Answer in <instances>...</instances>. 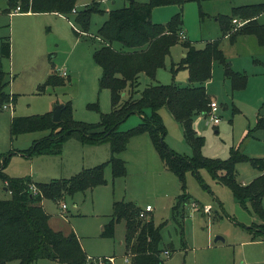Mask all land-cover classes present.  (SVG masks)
<instances>
[{
    "label": "rangeland",
    "instance_id": "obj_1",
    "mask_svg": "<svg viewBox=\"0 0 264 264\" xmlns=\"http://www.w3.org/2000/svg\"><path fill=\"white\" fill-rule=\"evenodd\" d=\"M8 1L0 0V38L11 37L15 54L10 60H2L0 54V70L9 74L11 84L7 92L16 96L17 101L0 111V155L8 158L6 174L11 178L31 177L38 183H50L69 179L109 161L113 156L110 142L88 146L75 138L66 142L61 155L24 157L18 152L28 150L49 132L24 134L13 140L11 120L53 113L56 106L69 103L73 118L79 122L97 124L102 121V114H110L111 94L100 87L102 69L95 60V52L103 45L98 30L108 19V11L129 6L130 2L96 0L104 13L93 14L89 32L78 37L72 29L76 26L74 14L69 20L55 13L14 11L11 16L5 12ZM93 1L78 0L76 10H84ZM149 1L135 0L137 3ZM259 3L264 0H188L182 6H158L152 12V21L156 24H167L180 14L183 30L198 49H204L212 40H220L231 69L248 79L244 89L234 90L225 66L214 64L206 91L213 98L212 102L219 106L217 117L220 122H213L211 108L210 115H199L194 119L196 131L204 138L202 154L210 159L227 160L233 149L254 159H264V129L257 130L259 119L264 118V47L254 36H239L234 42L224 37L222 31V17L231 16L236 7ZM260 22L264 23V15ZM233 25L231 33L234 36L242 25L234 22ZM114 46L119 48L121 44ZM183 55L182 45L173 47L165 68L159 70L153 84L188 86L190 80L186 69H180L175 75L171 71L173 64H180ZM64 70L66 76L61 74ZM53 72H57L65 83L46 86L48 76ZM139 83L136 98L152 84L144 75ZM128 98L127 92L124 100ZM161 118L167 129V145L177 153L191 157L194 151L185 140L182 124L167 107L161 110ZM142 123L141 116L132 115L118 131L126 132ZM116 157L125 161L126 176L114 179L112 169L108 167L105 185L66 196L60 202L48 199L43 202L51 228L65 236L75 233L89 257H114L115 264H128L125 260L126 222L116 223L113 236L103 233L115 216V203L132 202L142 211L151 207L152 212L142 219L152 218L155 225L162 227L164 262L161 264H264L262 219L253 213L250 203L240 204L231 189L216 181L207 170H201L199 177L187 173L183 183L163 163L149 134L132 138L127 150ZM236 170L238 181L245 185L260 174L250 162L237 164ZM5 188L0 182V200L11 198ZM183 195L189 199L175 211ZM64 204L67 209L62 208ZM205 207L211 209L206 211ZM165 250L170 256L164 255ZM35 264L58 263L45 259Z\"/></svg>",
    "mask_w": 264,
    "mask_h": 264
},
{
    "label": "trees",
    "instance_id": "obj_2",
    "mask_svg": "<svg viewBox=\"0 0 264 264\" xmlns=\"http://www.w3.org/2000/svg\"><path fill=\"white\" fill-rule=\"evenodd\" d=\"M188 0H150L149 3H130L129 6L109 12L108 19L98 30L102 47L95 52V60L102 69L101 89L111 94L112 110L102 114V121L89 124L73 118L71 104L63 108L61 122L53 121V113L31 117H13L11 120V138L30 133L48 131L42 140L35 141L28 150L18 152L24 157L36 155H61L67 141L75 138L83 145L98 146L110 142L112 158L79 174L50 183H38L31 177L11 178L6 172V155H0V182L10 193L9 200H0V264H35L39 260H50L58 264H95L90 259H104L110 264L113 257H89L75 233L65 236L53 230L50 217L44 209V200L60 202L66 196H73L103 186L107 183L105 172L112 169L113 178L127 175V166L123 159L116 157L127 150L131 139L149 134L152 143L166 167L183 183L186 175L192 172L198 175L207 170L218 182L229 187L240 204L250 203L253 213L263 221L261 224L264 239V159L251 158L233 149L227 160L210 159L202 154L204 138L194 128L196 116H208L212 99L206 91V84L212 79L213 65L218 62L225 66V73L233 82L234 90L244 89L247 77L234 72L226 61L221 41L207 43L204 49H197L191 40L181 39L183 19L175 15L167 24L152 21L155 7L167 5L182 6ZM78 0H9L5 10L12 14L20 7L23 13H56L63 16L72 14ZM104 13L94 0L84 10L77 12L74 22L75 34L79 37L90 29L92 15ZM264 3L236 7L231 16L222 17L224 37L232 41L239 36H254L264 47ZM245 24L234 36L231 33L233 21ZM121 44L120 48L115 44ZM182 45L185 55L180 64H173L171 71L175 75L180 69L189 72L190 84L186 87L175 84L154 85L159 70L165 68L166 59L176 45ZM11 39H1V58L10 59ZM152 83L147 86L139 98L141 76ZM8 74L0 70V111L7 104H15L16 96L7 92L10 85ZM65 81L53 72L46 86L56 87ZM42 92L43 90L40 89ZM129 98L124 100L125 93ZM167 107L177 122L182 124L186 142L194 151L191 157L183 156L165 142L167 129L161 118V110ZM139 115L143 123L126 132H119V126L130 116ZM264 129V118L259 119L257 130ZM11 153L10 155H13ZM250 162L259 169L261 175L252 183L244 185L236 177L237 164ZM185 187V186H184ZM183 187V188H184ZM188 196L183 195L175 211ZM115 216L106 227L104 236H113L117 222H126L125 245L131 264H161L163 260L162 227L155 225L151 218L144 221L142 210L132 202H118L114 205Z\"/></svg>",
    "mask_w": 264,
    "mask_h": 264
},
{
    "label": "built area",
    "instance_id": "obj_3",
    "mask_svg": "<svg viewBox=\"0 0 264 264\" xmlns=\"http://www.w3.org/2000/svg\"><path fill=\"white\" fill-rule=\"evenodd\" d=\"M102 1H103V2H107L108 0H102ZM20 10H21V8L18 7V8L15 10V12H20ZM75 12H76V10L74 11V13H75ZM233 22H234V23H239V24L242 25V26L245 24L244 22H242V21H238V20H234ZM180 36H181V39H182V40L186 39V36H185L184 33H181ZM61 74H62L63 76H66V75H67L66 72H63V73H61ZM210 107H211V115L213 116V119H212V120H213V122H214L215 124H218V123L220 122L219 118L217 117V112L219 111V106H218V104H217L216 102H212L211 105H210ZM6 108H8V107H5V109H6ZM208 115H210V114H208ZM62 208H63V209H67V206L64 204V205L62 206ZM205 208H206V211H209V210L211 209L210 207H205ZM195 209H197V208L195 207ZM151 212H152V208H151V207H147L145 211H142V212H141L140 217H141V218H145L146 215H147L148 213H151ZM164 255H165V256H170V252H169L168 250H165V251H164ZM90 260H93V262H94L95 264H106V262H105L104 259H99V260L90 259ZM125 260H126V262H127L128 264H131L130 257H126ZM109 262H110V264H115V263H116V260H115V258L113 257V258H110V259H109Z\"/></svg>",
    "mask_w": 264,
    "mask_h": 264
},
{
    "label": "crops",
    "instance_id": "obj_4",
    "mask_svg": "<svg viewBox=\"0 0 264 264\" xmlns=\"http://www.w3.org/2000/svg\"><path fill=\"white\" fill-rule=\"evenodd\" d=\"M9 2V1H8ZM7 9V8H6ZM5 9V10H6ZM17 9V8H16ZM76 10V9H75ZM74 10V11H75ZM74 11L72 12V14H69V15H67V16H63V15H60V14H56L58 17H60V18H62V19H64V20H69L70 19V17L74 14L75 16H76V14H77V12H79V11H77L76 10V12L74 13ZM108 12H110V11H108ZM16 13H23L22 12V10H20V12H16ZM30 13H32V12H28L27 14H30ZM13 14V13H12ZM12 14H10L11 16H12ZM32 14H35V13H32ZM41 14H43V13H41ZM75 16H74V19H75ZM260 20H261V18H260ZM104 24V23H103ZM73 29V31H74V33H75V29H76V26L75 27H73L72 28ZM183 33L185 34V36H186V39H188V40H190L189 38H188V36L186 35V33H185V31L183 30ZM77 36V35H76ZM5 37H8V36H5ZM5 37H1L0 38V40L1 39H3V38H5ZM227 38H229V39H231V40H233V38L232 37H229V36H227ZM10 39H11V37H10ZM212 41H214V40H212ZM211 41V42H212ZM194 45H195V43L194 42H192ZM11 46H12V42H11ZM196 46V45H195ZM120 48V47H119ZM197 48V47H196ZM198 49V48H197ZM0 54H1V47H0ZM14 54H15V48H14V45H13V51L11 52V57H10V59L12 58V56L14 57ZM184 55H185V50H184ZM183 55V56H184ZM2 59V58H1ZM10 59H2V60H10ZM215 63H218V62H215ZM214 63V64H215ZM220 64V63H219ZM213 68H214V65H213ZM5 72V71H4ZM63 72H66L67 73V71H62L61 73H63ZM57 73V72H56ZM9 75V74H8ZM49 77V76H48ZM10 81V80H9ZM10 84H11V81H10ZM9 93V92H8ZM10 94V93H9ZM212 100H213V98H211ZM214 101V100H213ZM194 128H195V124H194ZM195 130H196V128H195ZM198 133V132H197ZM199 134V133H198ZM261 175V172H260V174H259V176ZM245 185V184H244ZM6 189V188H5ZM7 190V189H6ZM150 214V213H149ZM127 257H129V256H127Z\"/></svg>",
    "mask_w": 264,
    "mask_h": 264
},
{
    "label": "water",
    "instance_id": "obj_5",
    "mask_svg": "<svg viewBox=\"0 0 264 264\" xmlns=\"http://www.w3.org/2000/svg\"><path fill=\"white\" fill-rule=\"evenodd\" d=\"M127 1L130 2V3H134L135 2V0H127ZM63 108H64L63 105H58V106L55 107V109L53 111V121L55 123L61 122V116H62ZM218 240H219V238L216 241H218Z\"/></svg>",
    "mask_w": 264,
    "mask_h": 264
}]
</instances>
